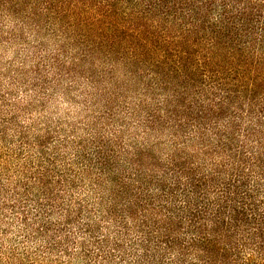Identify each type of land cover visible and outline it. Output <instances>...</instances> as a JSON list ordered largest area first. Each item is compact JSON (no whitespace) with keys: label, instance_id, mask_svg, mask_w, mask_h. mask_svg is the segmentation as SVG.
I'll return each instance as SVG.
<instances>
[{"label":"trees","instance_id":"obj_1","mask_svg":"<svg viewBox=\"0 0 264 264\" xmlns=\"http://www.w3.org/2000/svg\"><path fill=\"white\" fill-rule=\"evenodd\" d=\"M36 2L0 264H264V0Z\"/></svg>","mask_w":264,"mask_h":264},{"label":"rangeland","instance_id":"obj_2","mask_svg":"<svg viewBox=\"0 0 264 264\" xmlns=\"http://www.w3.org/2000/svg\"><path fill=\"white\" fill-rule=\"evenodd\" d=\"M37 9L36 0H0V80L1 71H7L10 66H19L16 63L27 55L22 42L15 37L23 34L29 36L28 28L38 23L34 15ZM3 84L9 87L10 82L3 80Z\"/></svg>","mask_w":264,"mask_h":264}]
</instances>
